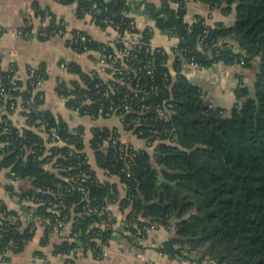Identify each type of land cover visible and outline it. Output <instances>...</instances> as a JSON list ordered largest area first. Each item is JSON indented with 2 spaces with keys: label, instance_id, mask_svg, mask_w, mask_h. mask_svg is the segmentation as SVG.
I'll list each match as a JSON object with an SVG mask.
<instances>
[{
  "label": "trees",
  "instance_id": "1",
  "mask_svg": "<svg viewBox=\"0 0 264 264\" xmlns=\"http://www.w3.org/2000/svg\"><path fill=\"white\" fill-rule=\"evenodd\" d=\"M57 1L66 5L77 3L79 18L96 10L101 11V15L113 16L122 21L123 30L131 21L125 14L144 4L143 10L155 26L162 32L183 37L181 47L187 50L186 61L177 60L171 65L167 54L160 59V62L165 59L164 66L158 63L156 67L155 79L151 81L146 76L142 79L147 90L152 83L160 87L148 93V103L169 99L176 107L168 122L161 119L156 122L154 111L142 114V120L147 118L146 124L166 131L157 136L143 128L145 132L140 137L149 143L155 142L157 137L168 138L173 140L171 143L160 141L155 145V155L145 148L126 154L113 146L102 149L108 137L118 134L116 129H93L91 146L96 151L98 165L109 174L119 175L127 186L122 206L131 208L125 220L129 226H121L120 233L128 230L132 239L145 238L146 227L156 223L175 229L177 236L165 241L159 249L171 258L197 264L206 260L215 264H264V0H195L212 7L224 6L226 13L236 5L233 25L220 22L215 26L207 25L202 16L193 23L186 22V0H162L160 5L143 1L136 8L126 0ZM171 2H177L178 8L172 7ZM34 7L36 15L54 17L39 3ZM145 35L149 36V29ZM89 37L86 48L78 47L79 52L87 49L113 52L108 43ZM233 45H237L240 52L234 51ZM193 56L200 68L237 65L242 57L245 71L257 63L251 85L246 83L245 77L240 78L243 83L239 82L235 90L236 102L230 112L212 103L203 88L184 72L185 62L189 63ZM138 58H144V54L138 53ZM68 65V70L79 74L93 92L97 80L78 63ZM36 69L34 79L47 78L45 67ZM15 70H3L0 65V91L4 89L15 96L22 94L24 104L31 107L25 114L33 120L29 122L30 127L24 129L15 127L8 117L0 122V145L5 143L0 150V168L9 169L13 179H31L32 188L23 191L21 196L34 197L40 204L33 214L38 218L29 222L21 218L23 213L0 206V254H5L3 259L9 261V253L24 250L34 238L39 221L46 226L41 245L48 244L51 234L63 228L59 227V221H65L72 224L69 238L73 241L63 239L55 246L56 252L69 254L82 249L98 255L114 236L117 221L109 206L117 199V187L100 181L91 169L82 151L84 130L72 132L65 121L43 109L45 98L40 97L43 91L34 92L33 79L21 81L16 78ZM164 73L168 74L167 80ZM72 86L75 88L60 82L58 93L75 96L85 92L79 82ZM22 87L25 89L21 90ZM126 89L121 88L118 94L123 95ZM15 100L5 98L1 103L11 112ZM67 104L73 109L81 106L72 97ZM87 106L90 110L84 112L86 106H81V114H94L98 103ZM39 119L48 128L55 127L65 141L64 145L52 147L49 154H46L44 139L34 129L40 126ZM125 120L130 121V115ZM132 128L133 125L127 126V129ZM51 162L54 171L45 167ZM157 166L163 169L160 171ZM161 174L168 182H161ZM29 210L26 206L23 212ZM186 246L197 250L200 258L188 257L184 253ZM69 262L73 264L74 259Z\"/></svg>",
  "mask_w": 264,
  "mask_h": 264
},
{
  "label": "crops",
  "instance_id": "2",
  "mask_svg": "<svg viewBox=\"0 0 264 264\" xmlns=\"http://www.w3.org/2000/svg\"><path fill=\"white\" fill-rule=\"evenodd\" d=\"M138 1H148L157 5L162 2V0ZM36 2L43 9H49L53 13L55 21L67 23L69 33L66 36L42 39L37 35L26 37L13 31L27 26L37 29L43 24L48 25L53 22V18L49 14L45 17L36 15L34 7ZM178 5L177 2H171V6L174 8H178ZM223 7H212L199 1L188 2L185 20L188 23H193L198 16H202L205 18L206 24L210 26H215L220 22L233 25L236 19V5L233 6L230 13L224 12ZM76 10L77 3L66 5L57 0H0V25L8 29L6 32L0 33L1 68L3 70L16 69V78L26 82L31 68L42 69V66L45 67L44 72L47 78H44L41 87L45 98L43 109L52 111L59 119L65 121L72 132L79 129L84 130V149L82 151L86 153L91 169L100 181L112 183L117 187V199L109 206L111 215L117 221L114 225V236L107 245L108 255L103 258L96 257L91 250L83 251L82 249L73 250L69 254L57 253L55 246L60 244L63 239L71 237L72 224L67 223L61 230L52 233L48 244L42 246L41 238L44 236L46 226L39 221L36 234L26 245V248L19 253H9V261L4 260L0 254V264H65L69 259H74L73 264H197L184 259L176 260L159 250L165 241L176 234L174 228L152 223L147 230L146 237L136 240L138 243L132 239L128 232L121 234L119 231L122 221L126 220L131 210L130 207L122 206V201L127 194V186L119 175L109 174L107 170L98 165L96 151L91 146L93 129L95 127L117 129L122 141L136 148H145L152 155H155V144L147 145L145 140L126 130L120 118H93L88 114H81L78 109L68 106L67 102L70 97L58 93L57 86L60 82H65L71 87L74 82L82 81L79 74L63 69L62 61L76 62L86 73L99 68V51L79 52L73 48L70 45L72 31H84L95 41L110 45L116 39L114 29L93 24L90 13L79 18ZM137 25L140 29H144L154 26V22L140 16ZM153 41L155 45L164 46L167 49L174 42L155 26ZM256 65L257 63L246 71L241 67L219 64L210 68L186 67L184 72L187 71L190 78L203 88L206 97L212 103L223 107L226 112H230L236 102L235 90L239 85L240 78L245 77L246 83L251 85L257 72ZM4 117H8L12 124L19 129L30 127L24 111L20 107L9 112L7 108L0 105V122ZM34 129L44 139L46 154L50 153L52 147L65 144L64 140L52 141L43 127H34ZM4 146L5 143H2L0 150ZM106 147L108 144L104 143L102 149H106ZM73 148L72 150H74ZM1 158L2 154L0 153V160ZM45 167L50 171L56 170L53 162L46 164ZM157 167L160 171L163 169L160 166ZM161 177L164 175L161 174L160 179ZM32 185L31 179H13L9 175V169L0 168V206L4 205L8 210L24 213V207L28 202L21 195L23 191L32 188ZM1 214L2 212H0ZM69 239L73 241L72 238ZM38 251H41L42 254H38ZM203 264L215 263L206 260Z\"/></svg>",
  "mask_w": 264,
  "mask_h": 264
},
{
  "label": "built area",
  "instance_id": "3",
  "mask_svg": "<svg viewBox=\"0 0 264 264\" xmlns=\"http://www.w3.org/2000/svg\"><path fill=\"white\" fill-rule=\"evenodd\" d=\"M187 4L188 2H192L195 0H186ZM128 4H132L133 8L135 6H138V3H140L138 0H126ZM136 8V7H135ZM144 4H140L138 10L129 11L125 14L126 17L130 18L131 21L129 22L127 28L123 30V23L122 21H117L113 16L110 15H101V11L96 10L94 13L91 14V22L93 24H96L103 28H112L116 32V39L113 42V44H109L111 47H113V52H106L103 53L102 51H99L100 57L98 59V65L99 68L95 71L90 72L89 74L97 80L95 84V88L93 89V92H90V89L88 88V85L85 81L79 82L80 88L84 89V93L77 94L75 96H66V97H72L74 99H77V102L81 103V106H86V109H84V112H87L90 110V108H87V105L98 103V108L96 109L94 114L89 113H83L88 114L92 116L93 118L97 117H104V118H112L117 117L121 119V122L126 130L134 134L135 136L145 140V143L147 145H157L160 141H167L171 143L173 140L171 139H161L160 137H157L155 142L149 143L146 138L140 137L141 134L145 132V130H148L153 135L161 136L159 134L161 131H166L165 128L157 129L153 128V126H150L146 119H141L142 114H147L150 111H154L155 117L153 119L156 120V122L161 119L162 121H170L172 118V115L175 113V107L176 104L173 103L169 99H164L160 102H154L152 104L147 102V95L149 92L160 90V87L154 83L150 86L149 90L148 86L146 87L144 83L142 82V79L144 76L149 78L151 81L155 79L156 77V67L158 63H160V66H164L165 59L160 62V59L163 58V56H167L169 54L170 61L169 64H173L174 61L182 60L186 61L185 58V52H187L186 48L181 47L182 41H184L183 37L179 35H175L170 32H163L169 40H173L171 47L169 49L165 48L164 46L155 45L153 41L154 36V26L155 22L150 19L145 13ZM143 17L147 19L148 21H153L154 26H148L144 29H140L137 25L138 17ZM156 27V26H155ZM149 29V36L145 35V31ZM8 29L2 27L0 25V33L6 32ZM123 30V32H122ZM14 32L23 35V36H32L37 35L42 38L50 39L56 36H66L69 33L68 25L65 21H55L50 22L48 25L43 24L42 26L38 27L37 29H33L32 27H24L18 30H13ZM90 35L84 31L75 30L71 33V40L70 45L75 48L76 50L78 47L86 48V43L90 40ZM202 40L199 42V44H202ZM232 43V42H230ZM233 49L236 52H240L237 45H233ZM86 51H90L87 49ZM85 51V52H86ZM138 53H143L144 58L139 59ZM195 56L191 59L189 63L185 62V68L186 67H199L195 60ZM245 63L244 57L241 58L240 62L237 65V67H243ZM69 63L66 61L61 62V67L63 69H69ZM0 65H1V57H0ZM175 71V70H174ZM37 75V69L31 68L29 72V78L33 79V85H34V92H42L41 87L44 82V77L37 76L36 79L34 77ZM165 80L168 78V74L164 73ZM243 83L240 81V84ZM1 85V82H0ZM168 86L164 87V91L168 89ZM72 89L75 88V86H71ZM123 87H126V91H123L122 94H118L119 90ZM21 90L25 89V87L20 88ZM88 89V90H86ZM119 95V96H118ZM40 97L43 98V93L40 94ZM16 99L15 102H12L11 106L16 108L20 107L22 111H24V115L27 118L28 123L32 121L33 119L28 117L25 112L31 111L30 106H26L24 104V100L22 97V94L18 95H12V93L1 89L0 91V105L4 106L6 105L2 104L1 101L3 99ZM81 106H78L76 109L80 111ZM139 115L136 117L135 115ZM130 115V121H126V116ZM37 122L40 123V126L38 128H44L46 131H48V134L50 136V139L54 142L57 141H63L62 135L57 131L55 127H47L46 123H42V120H37ZM155 122V121H154ZM132 126V129H127V126ZM145 130H144V129ZM117 130V129H116ZM118 132V131H117ZM104 143L108 144L109 146L116 147L121 153H129L130 150L133 149H139L135 146L126 143L122 141L121 136L118 132L117 135L112 134L110 137L105 140ZM156 149V147H155ZM25 201L28 202L27 206L30 207V210L26 213H23L21 215V218L24 219L26 222H29L33 219H37V216H33L35 208L38 204H40V201H38L36 198H25ZM2 223V221H0ZM65 221H59V227H64ZM129 226V223H127L125 220L122 221V227ZM149 227H146L148 230ZM125 232H130L128 230H125ZM142 237L136 236V240H140ZM138 243V242H137ZM5 254H2L4 256ZM95 255V254H94ZM108 255V248L107 246H104L101 252L98 255H95L98 258H103ZM43 260V259H42ZM65 264H70L69 260Z\"/></svg>",
  "mask_w": 264,
  "mask_h": 264
},
{
  "label": "rangeland",
  "instance_id": "4",
  "mask_svg": "<svg viewBox=\"0 0 264 264\" xmlns=\"http://www.w3.org/2000/svg\"><path fill=\"white\" fill-rule=\"evenodd\" d=\"M184 253L188 256V257H192V258H196L197 260L200 258V253L197 250H193L191 249L189 246H186V249L184 251ZM176 260H178L179 258H175ZM187 260V259H186ZM189 261V260H188ZM187 262V261H186Z\"/></svg>",
  "mask_w": 264,
  "mask_h": 264
},
{
  "label": "water",
  "instance_id": "5",
  "mask_svg": "<svg viewBox=\"0 0 264 264\" xmlns=\"http://www.w3.org/2000/svg\"><path fill=\"white\" fill-rule=\"evenodd\" d=\"M161 182H168V180L165 178V177H161ZM174 236L176 237L177 235L176 234H174Z\"/></svg>",
  "mask_w": 264,
  "mask_h": 264
}]
</instances>
